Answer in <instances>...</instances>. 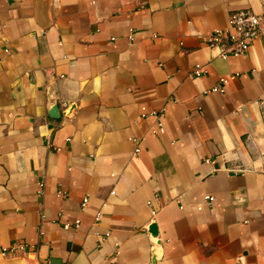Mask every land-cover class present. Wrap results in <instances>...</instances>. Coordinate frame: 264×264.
<instances>
[{
  "label": "crops",
  "instance_id": "1",
  "mask_svg": "<svg viewBox=\"0 0 264 264\" xmlns=\"http://www.w3.org/2000/svg\"><path fill=\"white\" fill-rule=\"evenodd\" d=\"M248 8L0 0V264H264V33L206 42Z\"/></svg>",
  "mask_w": 264,
  "mask_h": 264
},
{
  "label": "built area",
  "instance_id": "2",
  "mask_svg": "<svg viewBox=\"0 0 264 264\" xmlns=\"http://www.w3.org/2000/svg\"><path fill=\"white\" fill-rule=\"evenodd\" d=\"M264 33V14H258L252 9H242L232 12L228 17V22L225 27L215 28L210 34L206 36L207 45L211 49L217 50L219 56H242L247 53L252 43L257 40ZM8 51V50H7ZM204 68L201 64H196L193 74L196 77H200L204 74ZM221 85L216 87L217 90L224 92L225 84L228 82V78L222 76L220 78ZM150 116L156 117V124L151 127L153 133H157L158 130L163 126L162 116L164 114V109L152 110L148 113ZM144 114L143 116H147ZM137 143L138 139L133 138ZM140 147L137 145L135 152H139ZM43 187V184H41ZM112 190L111 193H114ZM59 196H67L68 192L63 189L57 191ZM207 200H213L212 196H206ZM88 198H84L83 203L85 204ZM152 205V201H149ZM157 209L152 208L153 217L157 214ZM101 218V212H98L96 219ZM81 223L80 219L75 220L74 225L77 227ZM66 229L71 227L70 223L64 224ZM27 244H14L10 247H5L0 251V255L7 254H18L25 252L27 249Z\"/></svg>",
  "mask_w": 264,
  "mask_h": 264
},
{
  "label": "water",
  "instance_id": "3",
  "mask_svg": "<svg viewBox=\"0 0 264 264\" xmlns=\"http://www.w3.org/2000/svg\"><path fill=\"white\" fill-rule=\"evenodd\" d=\"M73 109H74V106L71 108V110H70L69 113H71ZM49 114H50V116H51L52 118H55V119L59 118V117H60V112H59V107H58V105L53 106V107L51 108V111H50ZM149 230H150V232H151L154 236H157V235H158V226H157L156 223L151 224L150 227H149Z\"/></svg>",
  "mask_w": 264,
  "mask_h": 264
}]
</instances>
